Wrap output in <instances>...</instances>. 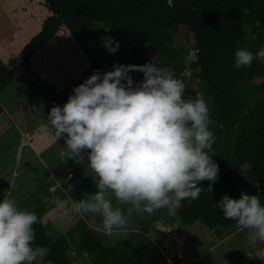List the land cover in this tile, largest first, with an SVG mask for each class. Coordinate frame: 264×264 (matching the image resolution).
Segmentation results:
<instances>
[{"label": "trees", "instance_id": "1", "mask_svg": "<svg viewBox=\"0 0 264 264\" xmlns=\"http://www.w3.org/2000/svg\"><path fill=\"white\" fill-rule=\"evenodd\" d=\"M35 6L36 18L40 11L48 14L28 42L19 41L23 71H31L50 49L61 52L64 46L82 72L88 66L102 74L112 71L114 63L144 65L163 60L165 67L184 82L185 98H197L200 89L207 94L210 118L215 122L210 127L216 137L213 159L219 165L218 180L212 184V192L206 190L210 182L203 181L200 186L205 191L198 200H185L179 208L169 209L167 228L176 234L184 226L199 223L221 239L237 232L235 221L225 219L213 204L224 195L239 199L241 192L258 195L264 204V103L256 101L249 107L241 93L247 84L264 93V58L254 59L250 67L234 66L237 47L253 54L264 49V0H28L21 6L23 16L31 9L35 11ZM2 13L0 9V17ZM244 26H250L253 34L248 44H242ZM70 40L77 45L76 51L89 59V65L69 47ZM112 40L119 43L123 63L110 56L102 64L92 53ZM186 43L191 44L195 54L187 64L182 50ZM129 75L136 83L143 80L142 72ZM13 80L7 65L0 64V91ZM36 197V193L31 194L18 207L39 218L33 226L34 245L49 249L45 262L72 264L71 246L84 252L87 264H184L178 258L169 260L158 245L149 241L127 239L107 246L83 220L74 227L79 242L72 245L64 234H48L42 221L45 205L39 203L31 209Z\"/></svg>", "mask_w": 264, "mask_h": 264}, {"label": "clouds", "instance_id": "2", "mask_svg": "<svg viewBox=\"0 0 264 264\" xmlns=\"http://www.w3.org/2000/svg\"><path fill=\"white\" fill-rule=\"evenodd\" d=\"M118 47L117 42L108 50L115 53ZM257 58H264V49L253 54L237 47L234 66L250 67ZM133 71L142 72L143 80L134 82L129 75ZM72 91L62 107L54 104L47 119L56 140L64 139L63 162L86 161L95 181L97 191L74 199L72 210L100 218L105 235H119L134 213L151 215L198 200L205 191L203 181H209L206 190L213 191L219 173L210 127L215 122L203 98H185V84L172 69L153 61L114 63L112 71L94 70ZM213 207L235 221L239 230H247L249 244L256 249L249 257L264 261V247H258L264 245L260 197L244 192L239 199L224 195ZM37 223L38 216L21 210L15 199L5 196L0 201V264H34L48 255L47 247L34 245ZM179 223L177 217L176 228Z\"/></svg>", "mask_w": 264, "mask_h": 264}, {"label": "rangeland", "instance_id": "3", "mask_svg": "<svg viewBox=\"0 0 264 264\" xmlns=\"http://www.w3.org/2000/svg\"><path fill=\"white\" fill-rule=\"evenodd\" d=\"M2 1L9 3V0ZM21 1L23 4L26 2L15 0L14 4L9 6L20 11ZM35 8V11L31 9L28 12L30 15L27 14L31 36L40 30L41 22L48 14L45 10L40 11L39 17L36 18L38 6ZM29 16H32L33 20H30ZM252 39L250 26H244L242 44H248ZM68 45L75 50L77 56H81L72 40ZM109 47L110 42L103 43L92 56L100 58L102 64L107 57H117L109 52ZM20 48L16 49L15 62L11 68L14 80L0 91V110H3L0 113V128L3 130L0 134V201L8 196L18 204L36 193L37 197L31 209L39 203L45 205L46 211L42 221L48 228V234H64L72 245L79 242L74 227L83 220L89 226V231L101 237L107 246H114L127 239L136 240L135 242L149 241L158 245L169 260L178 258L183 262L192 263V260L196 259L193 263L198 264H264V261L257 258L247 257L253 256L256 250L249 244L247 230H238L221 239L214 230L195 223L187 226L186 239L190 241L189 244L181 243L177 233L168 231L167 220L171 216L168 208H161L151 215L134 213L126 229L115 236L103 233L100 218L94 220L92 214L74 213L73 200H80L85 194H94L97 191L95 181L89 175L86 161L83 164L71 159L63 162L60 150L64 146V139L56 140L55 130L47 116L54 104L62 107L73 94V88L83 83L96 68L88 66V70L82 72L63 46L61 52H57V48L50 49L43 60L35 63L31 71L25 72L19 65ZM182 50L185 64L194 59L195 54L190 43L184 44ZM81 60L89 65V59L85 55L81 56ZM0 64H5L1 58ZM157 65L165 66L163 60ZM185 73L189 74L188 71ZM191 79L189 76L190 82ZM188 88L192 91L191 84ZM241 93L245 95L249 107L256 101L264 103V93L254 86L247 84ZM196 96L203 98L209 106L207 94L202 89L196 92ZM4 122L8 128H4ZM13 140H17V143ZM21 141L25 144L18 159ZM82 154L87 160V152ZM58 200L62 203L58 204ZM122 207L125 210L127 208L126 205ZM69 256L72 258V264L89 262L84 252L71 246ZM34 264L50 262L42 260Z\"/></svg>", "mask_w": 264, "mask_h": 264}, {"label": "crops", "instance_id": "4", "mask_svg": "<svg viewBox=\"0 0 264 264\" xmlns=\"http://www.w3.org/2000/svg\"><path fill=\"white\" fill-rule=\"evenodd\" d=\"M14 1L15 0H9V3H4L2 0H0V9H2L3 11V13L1 14L2 16L0 17V35H2V37L0 38V58L2 62L7 65L11 73V68L14 65L13 63L15 62L14 55L16 54V49L20 47L19 41H23L24 43L25 41L28 42L31 38V34L28 31V16L24 17V11H16L18 10L17 8L14 9L13 7L9 6L10 4H14ZM27 1L28 0H26L25 3H27ZM20 3L23 5L22 1ZM29 18L30 20H33L30 16ZM2 111L3 110H0V113H2ZM3 124L6 126L4 128H8L6 122H4ZM1 133H3L2 128H0V134ZM13 142L17 143V140H13ZM187 226H184L177 234L179 235V240L181 241V243L185 242L188 245L190 241L186 239V230L188 229ZM183 263L189 264L191 262L184 261Z\"/></svg>", "mask_w": 264, "mask_h": 264}, {"label": "water", "instance_id": "5", "mask_svg": "<svg viewBox=\"0 0 264 264\" xmlns=\"http://www.w3.org/2000/svg\"><path fill=\"white\" fill-rule=\"evenodd\" d=\"M110 47H113V48L116 47V44H115V42H114L113 40L110 41ZM114 54H116L118 60H119L120 62L123 63L122 56H121V54L119 53L118 49L115 51ZM34 78H35V77H34ZM24 144H25V142H24V141H21V143H20V145H19L18 153H17V154H18V159H19V156L21 155V152H22V149H23Z\"/></svg>", "mask_w": 264, "mask_h": 264}, {"label": "built area", "instance_id": "6", "mask_svg": "<svg viewBox=\"0 0 264 264\" xmlns=\"http://www.w3.org/2000/svg\"><path fill=\"white\" fill-rule=\"evenodd\" d=\"M182 259V258H181Z\"/></svg>", "mask_w": 264, "mask_h": 264}]
</instances>
